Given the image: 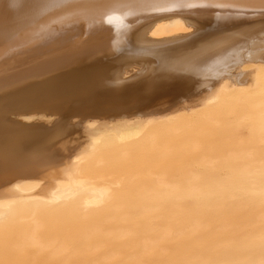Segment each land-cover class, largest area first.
I'll return each mask as SVG.
<instances>
[{
  "label": "bare ground",
  "instance_id": "obj_1",
  "mask_svg": "<svg viewBox=\"0 0 264 264\" xmlns=\"http://www.w3.org/2000/svg\"><path fill=\"white\" fill-rule=\"evenodd\" d=\"M0 264H264V5L0 0Z\"/></svg>",
  "mask_w": 264,
  "mask_h": 264
},
{
  "label": "snow or ice",
  "instance_id": "obj_2",
  "mask_svg": "<svg viewBox=\"0 0 264 264\" xmlns=\"http://www.w3.org/2000/svg\"><path fill=\"white\" fill-rule=\"evenodd\" d=\"M53 3H62V0H52ZM140 2H147V0H140ZM199 3L215 6L218 9H231L237 7V0H198ZM261 5H264V0H259ZM131 14V13H127ZM219 16V13H217Z\"/></svg>",
  "mask_w": 264,
  "mask_h": 264
},
{
  "label": "rangeland",
  "instance_id": "obj_3",
  "mask_svg": "<svg viewBox=\"0 0 264 264\" xmlns=\"http://www.w3.org/2000/svg\"><path fill=\"white\" fill-rule=\"evenodd\" d=\"M141 76H142V77H141ZM141 76H139V77H141L142 80H144V79H145V75L143 74V75H141ZM143 76H144V77H143ZM139 77H137L139 80H138L137 78H135V80L137 79V81L132 82V84H134L135 82L142 81L141 78H139ZM143 78H144V79H143ZM135 98H136V100H137V97H135ZM51 99H53V98H51ZM133 99H134V98H133ZM74 102H75V100H73V102H71V104H66L67 107H68V108H69V107H71V108L74 107V104H76V103H74ZM138 102H139V101H138ZM129 103H130V104H129ZM131 103L133 104V103H134V100H133V101H131V100L129 101V100H128V101L124 102L122 107H123V108H126V109H131V107H133V105H132ZM39 104H40V103H39ZM125 104H126V105H125ZM121 105H122V104H121ZM124 105H125V106H124ZM127 105H128V106H127ZM75 107H76V105H75ZM120 107H121V106H120ZM122 107H121V108H122ZM68 108H66V109H65L64 111H62V112H59V113H61V114H60L61 117H63V118L65 117V119L69 118V117H66V115H71L70 113H72V110H71V108H69V109H68ZM105 109H106L107 111H109V109H111V108H105ZM48 110H49V109H48ZM73 112H74V111H73ZM78 114H79V117H82V116H85V115H86L85 111H77L76 114H74V116H77ZM6 115H7V114H6ZM6 115H5V116H6ZM9 115H10V116L13 115L12 117L15 116L14 113H12V114L10 113ZM9 115H8V116H9ZM71 116H72V115H71ZM63 118H62V120H63ZM69 120H70V119H69ZM161 258H162V257H161Z\"/></svg>",
  "mask_w": 264,
  "mask_h": 264
}]
</instances>
